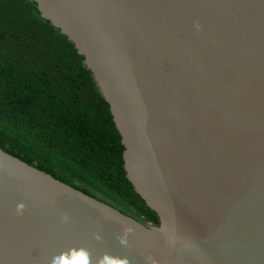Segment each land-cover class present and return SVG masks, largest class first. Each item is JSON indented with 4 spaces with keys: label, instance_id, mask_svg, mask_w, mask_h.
I'll return each mask as SVG.
<instances>
[{
    "label": "water",
    "instance_id": "1",
    "mask_svg": "<svg viewBox=\"0 0 264 264\" xmlns=\"http://www.w3.org/2000/svg\"><path fill=\"white\" fill-rule=\"evenodd\" d=\"M35 1L85 56L161 222L0 148V264H264V0Z\"/></svg>",
    "mask_w": 264,
    "mask_h": 264
},
{
    "label": "trees",
    "instance_id": "2",
    "mask_svg": "<svg viewBox=\"0 0 264 264\" xmlns=\"http://www.w3.org/2000/svg\"><path fill=\"white\" fill-rule=\"evenodd\" d=\"M0 148L139 220L122 135L85 56L35 0H0Z\"/></svg>",
    "mask_w": 264,
    "mask_h": 264
},
{
    "label": "clouds",
    "instance_id": "3",
    "mask_svg": "<svg viewBox=\"0 0 264 264\" xmlns=\"http://www.w3.org/2000/svg\"><path fill=\"white\" fill-rule=\"evenodd\" d=\"M17 207H18V209H20V208H23V205L20 204V205H18ZM81 255H84V254L81 253ZM76 264H81V261H80V260H77V261H76ZM83 264H87V260H86V258H85V260L83 261Z\"/></svg>",
    "mask_w": 264,
    "mask_h": 264
}]
</instances>
